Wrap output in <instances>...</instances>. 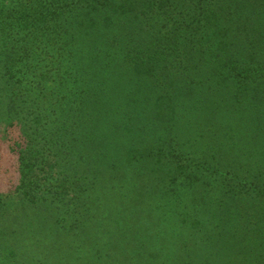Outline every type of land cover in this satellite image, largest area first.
Returning <instances> with one entry per match:
<instances>
[{
	"label": "trees",
	"instance_id": "1",
	"mask_svg": "<svg viewBox=\"0 0 264 264\" xmlns=\"http://www.w3.org/2000/svg\"><path fill=\"white\" fill-rule=\"evenodd\" d=\"M1 146L0 264H264V0H0Z\"/></svg>",
	"mask_w": 264,
	"mask_h": 264
},
{
	"label": "rangeland",
	"instance_id": "2",
	"mask_svg": "<svg viewBox=\"0 0 264 264\" xmlns=\"http://www.w3.org/2000/svg\"><path fill=\"white\" fill-rule=\"evenodd\" d=\"M4 148L0 147V189L6 190L7 182L5 178V172L2 170L4 167L10 165V161L7 159ZM15 175V173H14ZM16 176H13L12 180H14Z\"/></svg>",
	"mask_w": 264,
	"mask_h": 264
}]
</instances>
